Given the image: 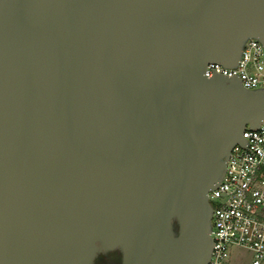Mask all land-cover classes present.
<instances>
[{"label":"water","instance_id":"water-1","mask_svg":"<svg viewBox=\"0 0 264 264\" xmlns=\"http://www.w3.org/2000/svg\"><path fill=\"white\" fill-rule=\"evenodd\" d=\"M249 37L264 0H0V264H207Z\"/></svg>","mask_w":264,"mask_h":264},{"label":"built area","instance_id":"built-area-1","mask_svg":"<svg viewBox=\"0 0 264 264\" xmlns=\"http://www.w3.org/2000/svg\"><path fill=\"white\" fill-rule=\"evenodd\" d=\"M238 75L247 89L264 88V46L246 39L236 66L210 61L205 73ZM244 143H235L223 176L208 192L212 204V249L207 264H230L240 253L246 264L264 263V119L242 130ZM239 252V253H236Z\"/></svg>","mask_w":264,"mask_h":264},{"label":"crops","instance_id":"crops-1","mask_svg":"<svg viewBox=\"0 0 264 264\" xmlns=\"http://www.w3.org/2000/svg\"><path fill=\"white\" fill-rule=\"evenodd\" d=\"M230 264H246V260L239 259L238 257L234 256L233 259L231 260Z\"/></svg>","mask_w":264,"mask_h":264},{"label":"rangeland","instance_id":"rangeland-1","mask_svg":"<svg viewBox=\"0 0 264 264\" xmlns=\"http://www.w3.org/2000/svg\"><path fill=\"white\" fill-rule=\"evenodd\" d=\"M236 253H239V252H236ZM235 256L238 257L239 259H241L240 253L239 254H235Z\"/></svg>","mask_w":264,"mask_h":264}]
</instances>
